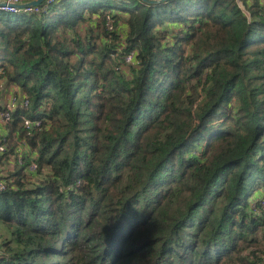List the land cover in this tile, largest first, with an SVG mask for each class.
<instances>
[{
    "label": "trees",
    "instance_id": "obj_1",
    "mask_svg": "<svg viewBox=\"0 0 264 264\" xmlns=\"http://www.w3.org/2000/svg\"><path fill=\"white\" fill-rule=\"evenodd\" d=\"M39 6L0 9V264H264V0Z\"/></svg>",
    "mask_w": 264,
    "mask_h": 264
},
{
    "label": "built area",
    "instance_id": "obj_2",
    "mask_svg": "<svg viewBox=\"0 0 264 264\" xmlns=\"http://www.w3.org/2000/svg\"><path fill=\"white\" fill-rule=\"evenodd\" d=\"M8 2L13 3H25L30 0H7ZM47 3H52L54 0H46ZM40 4L38 5H28L25 7H11V6H0V9L12 11V12H39ZM48 6H43L42 10H45ZM107 25L109 28H113V20L108 16ZM135 51H130L126 56V62H131L134 59ZM1 75V71H0ZM1 92V87H0ZM1 94V93H0ZM1 106H0V124L9 123L13 120V114L14 112L21 107V105H27L29 100L26 96H19L16 94H9L6 98H1ZM42 120L40 118L32 119L30 117L24 118V126L28 130V134L31 136H34L36 132H38L41 128ZM6 150V143L3 138H0V153H4ZM24 152L25 148L24 145L19 146L16 154V161L21 164L24 160ZM32 169L37 168V164L35 162H32L30 165ZM7 188V181L0 177V193L3 192Z\"/></svg>",
    "mask_w": 264,
    "mask_h": 264
},
{
    "label": "water",
    "instance_id": "obj_3",
    "mask_svg": "<svg viewBox=\"0 0 264 264\" xmlns=\"http://www.w3.org/2000/svg\"><path fill=\"white\" fill-rule=\"evenodd\" d=\"M43 0H31L29 2L25 3H13L8 2L7 0H0V6H11V7H25L28 5H38L41 4ZM144 2L150 3V4H157L160 2H165L168 0H143Z\"/></svg>",
    "mask_w": 264,
    "mask_h": 264
},
{
    "label": "rangeland",
    "instance_id": "obj_4",
    "mask_svg": "<svg viewBox=\"0 0 264 264\" xmlns=\"http://www.w3.org/2000/svg\"><path fill=\"white\" fill-rule=\"evenodd\" d=\"M31 1V0H30ZM44 1V0H43ZM42 1V2H43ZM29 2V1H28ZM9 124H10V122L9 123H5V124H2L4 127L5 126H9ZM10 128V127H9ZM9 128H7V129H9ZM5 132H6V129H5ZM5 133H3L2 132V128H1V130H0V138H3V135H4ZM16 140V139H15ZM11 163L13 164V160L11 161ZM12 164H10V167H12ZM9 164H8V162H6V166H8Z\"/></svg>",
    "mask_w": 264,
    "mask_h": 264
},
{
    "label": "crops",
    "instance_id": "obj_5",
    "mask_svg": "<svg viewBox=\"0 0 264 264\" xmlns=\"http://www.w3.org/2000/svg\"><path fill=\"white\" fill-rule=\"evenodd\" d=\"M1 128H2V132H3V126L0 124V130H1Z\"/></svg>",
    "mask_w": 264,
    "mask_h": 264
}]
</instances>
